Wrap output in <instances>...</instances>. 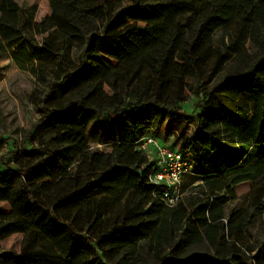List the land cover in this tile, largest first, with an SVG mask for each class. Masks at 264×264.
Instances as JSON below:
<instances>
[{
    "label": "trees",
    "instance_id": "obj_1",
    "mask_svg": "<svg viewBox=\"0 0 264 264\" xmlns=\"http://www.w3.org/2000/svg\"><path fill=\"white\" fill-rule=\"evenodd\" d=\"M128 1L113 11V0H71L72 20L50 14L36 22L17 0H0V41L31 48L42 78L48 60L80 49L78 67L63 68L35 101L50 146L22 148L28 162L0 173V201L11 208L0 214V242L23 234L20 251L0 252V264H137L141 253L146 264H264V253L249 262L223 233V206L240 183L252 184L248 220L264 213V0ZM218 33L227 39L222 46ZM231 59L239 70L203 91L197 129L177 136L197 189L209 194L167 207L149 183L151 163L138 141L158 137L153 131L171 115L186 117L187 81L203 82ZM53 87L63 91L55 106ZM103 113L116 132L103 125L110 150L92 151L85 130L103 124ZM197 245L205 250L190 251Z\"/></svg>",
    "mask_w": 264,
    "mask_h": 264
},
{
    "label": "rangeland",
    "instance_id": "obj_2",
    "mask_svg": "<svg viewBox=\"0 0 264 264\" xmlns=\"http://www.w3.org/2000/svg\"><path fill=\"white\" fill-rule=\"evenodd\" d=\"M22 13L27 19L31 17L32 21H40L45 16L50 14H58L67 20H72L76 13L71 6V0H17ZM111 9L115 11L117 7H128L130 1L113 0ZM99 26V24H97ZM52 31L43 35H35L34 43H40L42 38H46ZM24 34L30 36V28L24 29ZM54 41H59L58 36L51 37ZM227 43L221 33L215 38V45L222 46ZM80 49L74 47L69 53L61 51V57L55 60L51 59L45 63L46 69L42 78L40 72L36 71L38 58L32 49H27L24 44L19 43L7 44L0 41V173L7 172L8 168H17L16 162L21 160L22 163L28 162L29 157L22 151H26L31 146L41 147L43 144L50 146V140L47 138V130L43 125L37 126L39 119L43 114L35 105V101L41 100L42 96L49 91V82L62 74V69H74L79 65ZM255 50H249V56H254ZM88 55L84 54V59ZM101 62H109L115 64V61L107 58L103 60L101 57H94ZM249 58V57H248ZM61 59V60H60ZM242 66V69L248 64ZM64 62L65 65H60ZM231 59L227 61L216 75H207L203 78V82L196 80H188L191 89H186L187 99L180 103L181 108L186 113V117L177 114L171 115L165 124L153 132L161 140H166L169 143L175 142L176 147L179 144L177 136L190 134L197 129L196 117L201 111V108L196 107L197 102L201 98V94L206 88L212 87L215 83L224 78L225 75L239 70ZM210 76V77H209ZM208 82V83H206ZM51 92L52 101L50 105L60 104L63 100V91L59 87H53ZM105 91L108 92L107 87ZM38 97V98H37ZM128 97H124V104L131 103ZM114 113L113 110L109 112ZM109 114H102L103 124L95 128L90 124L86 130L88 146L90 150L97 152H108L110 150V136L104 132L103 125L110 124L111 132H116V127L109 117ZM168 124V129L166 125ZM32 134L31 139L27 141V134ZM15 147L13 146V143ZM31 159V157H30ZM195 176L188 175L181 182V196L179 200H183L188 196L207 197L208 192L204 189V193L197 189L200 182L193 181ZM51 182V181H50ZM252 189L250 182L238 184L235 189V197L230 198L225 202L223 209L225 218L224 235L230 241H235L244 250L249 262L256 254L264 253V213L254 221L248 220V215L253 213V209L249 203V193ZM217 196H228L224 192H216ZM264 202V199H263ZM11 208L7 202L0 201V214H8ZM244 219L243 224L238 227L239 219ZM228 219H232L231 223ZM23 234L15 233L0 242V252H15L18 253L21 249ZM203 251L205 247L197 245L191 247L190 251ZM146 253L138 255L137 264H146ZM116 264H129L126 260L118 261Z\"/></svg>",
    "mask_w": 264,
    "mask_h": 264
},
{
    "label": "built area",
    "instance_id": "obj_3",
    "mask_svg": "<svg viewBox=\"0 0 264 264\" xmlns=\"http://www.w3.org/2000/svg\"><path fill=\"white\" fill-rule=\"evenodd\" d=\"M137 146L151 163L148 179L158 192L159 200L167 207L174 206L181 196L182 179L192 174L188 154L150 134L141 138Z\"/></svg>",
    "mask_w": 264,
    "mask_h": 264
}]
</instances>
